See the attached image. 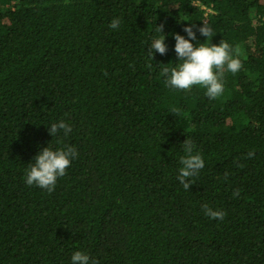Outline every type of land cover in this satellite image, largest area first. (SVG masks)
<instances>
[{
    "label": "trees",
    "instance_id": "trees-1",
    "mask_svg": "<svg viewBox=\"0 0 264 264\" xmlns=\"http://www.w3.org/2000/svg\"><path fill=\"white\" fill-rule=\"evenodd\" d=\"M203 22L209 46L228 42L243 65L215 100L161 73L180 63L174 36ZM160 25L168 52L151 59ZM61 120L71 133L52 137ZM187 139L205 161L190 190L177 179ZM66 146L78 155L55 191L29 187L42 149ZM77 251L264 264V0H0V264H71Z\"/></svg>",
    "mask_w": 264,
    "mask_h": 264
},
{
    "label": "clouds",
    "instance_id": "clouds-1",
    "mask_svg": "<svg viewBox=\"0 0 264 264\" xmlns=\"http://www.w3.org/2000/svg\"><path fill=\"white\" fill-rule=\"evenodd\" d=\"M120 25L121 20L114 18L109 27L116 30ZM194 28H196L195 24L184 28L188 39L179 34L174 36L176 41L174 51L180 63L176 67H163L161 73L167 78L165 83L168 87L190 92L194 86H200L206 89L207 97L215 100L221 97L225 91V72L236 74L243 65L239 58H234L233 48L228 42L223 40L219 46L212 43L209 46V42L216 34L208 22H203L202 27L196 28L201 36L207 37L208 42L194 46L191 42L197 39ZM156 32L161 35L159 38H153L151 47L148 49L151 59H154L156 53L167 55L168 52L165 43L166 37L162 34L163 25L157 26ZM172 111L175 113L178 110L172 109ZM48 131L52 137H56L61 131L67 136L71 133L72 127L61 120L48 127ZM182 147L185 155L180 158L179 162L182 167L178 170L177 179L185 190H190L194 178L198 177L200 171L205 167V161L200 154H194L195 146L190 139H187ZM77 155L76 149L70 146L59 150H53L50 147L42 149L35 157L34 162L29 164L25 182L29 187L35 185L51 194L56 189L57 180L67 175V169ZM254 156L255 150L249 152L246 158L250 159ZM239 195V190L234 191V198ZM203 211L207 217L213 220L222 221L226 216L223 210H215L208 205H203ZM71 264H98V262L90 260L89 255L77 251L71 257Z\"/></svg>",
    "mask_w": 264,
    "mask_h": 264
}]
</instances>
